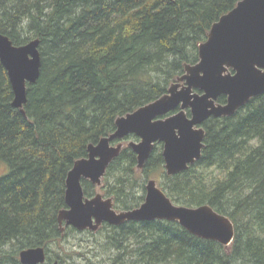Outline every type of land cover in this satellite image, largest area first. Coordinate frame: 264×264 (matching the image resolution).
Instances as JSON below:
<instances>
[{
	"label": "trees",
	"instance_id": "1",
	"mask_svg": "<svg viewBox=\"0 0 264 264\" xmlns=\"http://www.w3.org/2000/svg\"><path fill=\"white\" fill-rule=\"evenodd\" d=\"M240 1L0 0V33L16 46L40 40L42 59L25 114L13 106L0 61V163L8 168L0 176V264H22L20 253L38 247L45 264H264V94L232 117L207 120L202 158L187 171L169 176L159 144L143 170L161 175L175 204L227 216L235 227L229 248L178 222L105 224L94 233L59 221L69 172L89 146L113 134L118 118L168 94ZM137 169V155L124 148L103 178L119 210L145 202ZM82 184L92 197L97 187ZM70 234L83 237L76 251L54 257L53 245Z\"/></svg>",
	"mask_w": 264,
	"mask_h": 264
},
{
	"label": "water",
	"instance_id": "2",
	"mask_svg": "<svg viewBox=\"0 0 264 264\" xmlns=\"http://www.w3.org/2000/svg\"><path fill=\"white\" fill-rule=\"evenodd\" d=\"M40 40L16 46L0 33V61L8 72L14 92L13 106L25 114L28 88L41 75ZM199 62L187 65L185 74L168 94L116 121V131L92 144L88 157L76 162L66 182V205L59 215L61 225L80 232H96L103 224L123 226L128 222H178L192 235L229 248L235 239L233 222L211 206H178L158 186L148 181L141 207L117 212L113 199L102 194L86 197L83 180L101 186L113 161L123 150L116 141L131 135L130 143L144 169L157 143L163 144L165 170L169 176L187 171L202 158L206 136L203 124L210 118L232 117L253 98L264 94V0H242L216 22L209 39L200 45ZM221 96L225 104L218 103ZM187 111H190V116ZM174 113L173 115H170ZM170 115V116H168ZM168 116V117H167ZM22 264H45L44 247L25 249ZM54 264H59L55 262Z\"/></svg>",
	"mask_w": 264,
	"mask_h": 264
},
{
	"label": "rangeland",
	"instance_id": "3",
	"mask_svg": "<svg viewBox=\"0 0 264 264\" xmlns=\"http://www.w3.org/2000/svg\"><path fill=\"white\" fill-rule=\"evenodd\" d=\"M219 100V99H218ZM132 142H134V143H140L141 142V138H139V137H137V136H135V135H131V136H129V137H127V138H124L123 140H119V141H116V142H114L113 144H112V146H117L118 144H120V143H122L123 144V149L124 148H129L128 146H129V144L130 143H132ZM159 145L161 146V148H162V150H163V144L162 143H159ZM123 151V150H122ZM143 170L144 169H137V171L136 172H138V176H140V177H137L138 178V181L140 180V181H142V177L144 176L145 177V175L143 174ZM8 172V168H7V166L4 164V163H0V176H2V175H4V174H6ZM146 179H144L145 181H146V185L148 184V181H150V180H155L156 182H157V184H158V186L161 188V175L160 174H151V176H149V178L148 177H145ZM102 181H103V179H102ZM82 183H83V181H82ZM95 186V185H94ZM102 184H101V186H96L97 187V189H96V191H94L95 193H94V195L92 196V197H95L96 195H98V194H102L103 196H104V199H113L112 197H107L105 194H104V192L102 191ZM135 187H137V185L135 186ZM162 189V188H161ZM92 197H89V198H92ZM146 199V198H145ZM113 204H114V199H113ZM177 205V204H176ZM178 206H180V205H178ZM141 207V206H140ZM139 208V207H138ZM134 209H136V208H134ZM114 210H116L118 213L119 212H121V211H125V210H119V209H117L116 207H115V204H114ZM133 210V209H132ZM109 225V224H108ZM63 226H65V224L64 225H61V227H63ZM105 226V224L104 225H102L100 228H99V230L98 231H96V232H94V233H97V232H99L103 227ZM112 226V225H111ZM78 231V230H77ZM78 232H80V231H78ZM92 232V231H91ZM104 234L106 235L107 234V232L106 231H104ZM86 237V239L87 240H89V237H91V235H87V236H85ZM83 240V237L81 238V237H79V236H77V235H73V234H70L68 237H64L59 243H57V244H55V245H53V248H52V250H53V253H52V255L55 257V255L56 254H60V255H62V256H65L66 257V254H72L73 252H75L76 250L74 249L76 246H79V243H80V241H82ZM62 241H64V242H62ZM55 252V253H54ZM104 258H106L107 259V261H108V257H104ZM114 258V257H113ZM116 258V257H115Z\"/></svg>",
	"mask_w": 264,
	"mask_h": 264
},
{
	"label": "flooded vegetation",
	"instance_id": "4",
	"mask_svg": "<svg viewBox=\"0 0 264 264\" xmlns=\"http://www.w3.org/2000/svg\"><path fill=\"white\" fill-rule=\"evenodd\" d=\"M188 113V115L190 116V112H187ZM104 225V224H103ZM117 227H120V226H117Z\"/></svg>",
	"mask_w": 264,
	"mask_h": 264
}]
</instances>
